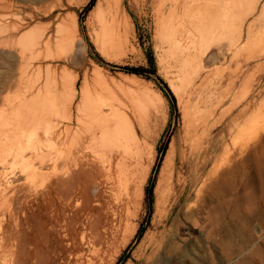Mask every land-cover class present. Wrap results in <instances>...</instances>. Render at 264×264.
<instances>
[{
    "label": "rangeland",
    "instance_id": "374dc122",
    "mask_svg": "<svg viewBox=\"0 0 264 264\" xmlns=\"http://www.w3.org/2000/svg\"><path fill=\"white\" fill-rule=\"evenodd\" d=\"M33 2L0 0V6L4 7H0V25L12 28L32 15L31 27H38V34H50L53 39L70 42V51L64 48L63 42L55 47L53 43L50 47L53 57L59 55L63 59L67 56V59L64 57L68 64L66 77L74 78L79 74L83 77L85 69L88 89L93 96L97 92L108 97L107 92H112V96L120 100L118 110L125 113L121 116L128 119L135 137L128 142L130 148L126 158L130 156L127 161L131 165L127 162L126 174L120 175L122 182L102 185L100 205L93 203L98 206L96 212L80 213L82 224L90 221L82 228L76 226L74 243L66 240L59 227L51 230L45 242L40 236L41 214L49 217L53 213L48 174L52 169L49 158L53 153L52 140L39 135L46 146H42L45 148L41 150L40 158L32 165L28 156L14 159L15 151L9 148L10 139H0V188L7 190L5 202L0 206V241L4 235L10 238L8 241L4 237L0 254H8L12 248L8 245L13 241V249L19 254L25 236H30L39 241L35 253L46 258L47 264H139L144 245H148L151 237L162 235L165 224L163 245L150 264H264V55L255 58L264 52V17L252 26L250 39L244 34L238 44L240 48L232 50V53L236 52L235 57L230 61L232 53H229L227 56L231 55L224 61L220 58L225 53L222 50L225 51L226 45L238 37L232 28L236 21L229 18L226 24L218 23L216 30L209 34L211 27H208L207 17L201 14L202 9L197 16L181 14L182 38L179 36L177 42L182 52L189 49L181 55L174 52L170 40L165 39L170 32L161 27L163 23L159 25L164 21H158V15L165 12L161 0ZM119 4L125 8L126 16L121 13L124 16L120 18L118 14L116 25L111 27L114 32L110 28L103 34L100 18L109 19L117 13ZM239 6V12L250 13L248 2ZM255 17L248 14V21ZM70 19L75 21L77 31L68 39L63 36L60 24L61 20L70 22ZM190 19L195 21L189 22ZM20 34L13 36L17 38L16 42ZM213 34H216L215 40ZM5 35L4 38L9 37ZM61 51L64 54H59ZM215 53L217 58L213 56ZM243 61L249 62L246 84L241 86L238 81L235 87L229 86L230 78L237 74ZM59 63L54 61L52 65ZM95 77L100 80L92 79ZM260 77V85L252 90ZM249 100L251 107L239 117L238 111ZM59 105L58 102L56 107H60L62 113ZM209 137L218 146L219 157L193 186L191 167ZM43 154H49L48 158ZM239 154L245 155L242 170L233 172L234 176L227 181L228 174H218L217 179L212 174L210 180L203 183L212 165L224 170L225 166H232L234 160H238ZM181 157L184 166L178 176L175 167ZM43 158L46 165L40 167L39 161ZM25 170L29 172L24 173ZM200 170L198 174H202L203 168ZM27 174L31 175L28 177ZM34 184L39 186L35 185V188ZM94 192L91 190V194ZM41 193L46 197L40 205L42 198L36 200L35 197ZM173 251L176 256L171 254ZM5 255H1L0 262Z\"/></svg>",
    "mask_w": 264,
    "mask_h": 264
},
{
    "label": "bare ground",
    "instance_id": "6f19581e",
    "mask_svg": "<svg viewBox=\"0 0 264 264\" xmlns=\"http://www.w3.org/2000/svg\"><path fill=\"white\" fill-rule=\"evenodd\" d=\"M121 1L123 0H120V3H122ZM151 1L154 2L155 0H151ZM261 1L262 0H161L160 3L164 4L161 5L162 10L165 12L164 13L161 12L162 14L158 15L159 16L158 21L159 20L164 21L161 22L159 25H162L163 23L161 27L167 30L168 33L170 32V34L166 36L165 39L170 40L169 43L171 48H173V51L180 52L182 55L183 52L189 50L188 49L182 52V47H180L177 42L179 36L180 38H182V31H180V29L182 28L181 14H183L184 12L185 15L187 16L188 15L193 16V14L198 15L200 10L202 9L203 11H201L202 12L201 14L207 17V19L206 18L205 19L208 20L210 24V26L208 27H211L209 34H212L216 30L217 27L216 24L218 23L226 24L227 23L226 21L229 18L230 20L231 19L235 20L236 21L234 22L235 25H233L232 28L237 33L238 37L236 38L237 40L234 39L235 42L230 43V45L228 43L229 46L226 45L228 48L225 49V51L222 50L225 53L222 52L223 55L220 58L221 60L223 59L225 61L227 60V57L231 55L230 54L229 56H227L229 53H232V50H235V48L237 49V47L240 48L238 44L243 38V35L246 34V38L248 39L252 35V28H253L252 26H254L257 21L261 20L264 17V2L261 3ZM29 2L34 3L33 0H28V3ZM243 2H248L250 5V13H247V15L245 13L243 14L242 12H239L240 10H238L237 8ZM116 4H118V2ZM32 5L34 4H30L31 7ZM117 6H116V8H118L117 13H114L111 17H108L109 19L105 20L104 17L100 18L101 19L100 27L103 29L102 32L103 34L106 32L105 29H110L111 27H114L116 25V21L117 19H119L118 14L120 18H122L124 15L126 16L125 8H123L121 4ZM0 7H3V5ZM121 13H124V15ZM248 14H250L251 16L256 15V17L254 18V20L248 21ZM200 18H202V16ZM200 18L198 17L199 22L201 21L202 23V20L204 18H202V20ZM33 19L34 18L31 15L29 16L28 20H25L24 22H22V24L20 25L17 24L18 26L13 25L12 28H10L8 25V27L11 30L9 28L6 29L2 25H0V39L3 38L2 40H0V139L1 140L10 139L11 147L9 148L12 149V152L15 151L14 152L15 156L13 155L14 159L15 158L21 159L24 158L25 156H28V158L30 159L29 161H33L32 165H34L35 160L37 161V159L40 158L42 153L41 150L45 148V147L43 148L42 146L43 145L46 146L44 143L41 142L42 140L39 137V135L40 136L42 135L43 137L47 136L46 139L49 138L50 140H52V143L50 144L52 146L53 153H51V156L49 157L52 169H50L51 172L48 173L50 175V180H49L50 183L48 181L49 179L48 177H47L48 182L47 181L46 182L49 183L50 185L49 190L51 195V208L53 213L49 217H45L46 214L43 213L41 214L42 222L40 223V225H38L40 229V236L41 238L44 239L45 242L47 240L46 237L49 235L51 230L53 228L59 227L62 230L66 240H69L70 242L73 241L74 243L75 242L74 234L75 232H77L76 226L79 225L82 228L85 224L87 223L89 224L90 221V220L86 221L85 224H82V221L79 218L80 213L84 212L86 214H89V212L91 211L96 212V209L100 205V201L102 199V193H101L102 185L108 183L115 184L116 182L117 184H119V182L121 181L122 176L120 175L122 174V172L126 171L128 166L127 162L129 161V160L127 161V159L130 157L129 156L128 158H126L130 148L128 142H131L135 136L133 134L134 131L132 129V126L128 123V119L122 117L125 116V113L123 112L124 113L123 115V113L119 112L120 110H118L117 104L119 103L120 100L116 99L114 95L112 96V92L111 93L110 91L107 92L108 97L100 96L98 95L99 93L97 92H95L96 96H93L92 93H90L89 90L90 88L88 89L89 85L87 84L88 80H86L85 69H84V73L82 72L83 77L80 74L79 75L76 74L77 76L74 78L68 79L66 77L65 73L67 72L68 64L65 58L67 59V56L65 55L66 57L64 56L65 58L63 57V59L59 58V55L53 57L52 55L53 53L51 52L52 49L50 47L52 46L53 43H54V47L55 45L59 46L64 43L63 44L64 48L67 49V51H70L72 45H69L70 42L69 43L66 42V39H64L62 43L61 41H59V39L57 40V38L53 39V35L49 34L46 36L45 34H41V35L38 34V32H36L37 31L36 28L38 27H31V23ZM67 20L66 21L61 20V24L60 23L59 24L60 26H62L61 28H63L64 31L63 36L69 39V37L73 38L77 30H76L75 21L70 19V22H68ZM193 21H195V19H193L192 21L190 19L189 22H193ZM194 23H198V22H194ZM111 29L114 32V29L113 28ZM164 29L162 30L164 31ZM206 29L209 30L208 28ZM112 30L109 32L111 33ZM207 30H205V32ZM19 32H21L22 34H20L21 36L19 35L20 38L19 36H17L19 39L16 42L15 39L17 38L14 39L13 36L15 35L16 37V35ZM207 33L208 32H206L205 34ZM5 34H8L9 37L6 38L7 36ZM215 35L216 34H213L214 40L216 39ZM4 36H6L5 38L7 40H5ZM210 43H212V41ZM243 43L244 42H242V44ZM60 49L61 47L59 48V50ZM183 50H185V48ZM62 51L64 52V49ZM62 51L59 52V54H62L63 53ZM238 51L237 53H239ZM55 52H57V50H55ZM186 53H184L186 56L183 55L185 56V58H187ZM55 54L57 55L58 53ZM240 54H237L238 57ZM235 55L236 52L232 53L231 55L232 57L230 58V61L235 57ZM262 55H264V52L255 58H259ZM189 56L190 55H188V57ZM213 56L214 58L218 57L217 53H215V55ZM248 58L250 59L253 57H248ZM54 61H58L60 63L56 65H52ZM44 62H47V64L44 65L43 64ZM248 64L249 62L245 61L244 64L242 63V65L240 66L238 65L239 70L238 68L235 69V71L238 70V72L234 77H232V79L230 78L231 81L229 86L235 87L238 81H240L241 86L246 84L249 78V75L246 74L247 72L246 69H248L247 68ZM92 79H98V78L95 77ZM261 79L262 77L256 80V83L254 84L255 86L252 85L254 86L252 87L253 88L252 90H254L256 87L260 85ZM80 80H82L81 85H79ZM91 85L92 84L90 83V86ZM107 89L105 91H107ZM109 94L111 95L109 96ZM58 102L61 104L59 106H61L62 113L59 112L60 107L59 108L56 107ZM251 103H252L251 100L247 101L246 104L243 106V108L238 111L239 117L245 114V112L251 107ZM187 114L188 113H186V115ZM2 119L4 121H2ZM27 131H29L30 134H33L34 138L28 136ZM49 139L47 141H49ZM211 140L210 137L207 138L204 145L201 146V151L197 154L198 155L196 156L197 161H195L193 167H191L192 164L191 166L188 165L189 167L192 168L191 170L193 172V178L190 179V181L193 182V186H196L195 184H197L198 183L197 181L201 179V175L204 174L206 168L210 164H212L213 162L215 163L218 160L217 158L219 157L217 154L218 146L215 145L214 142ZM47 141L44 142L48 143ZM13 147L17 150H15ZM44 155L45 157H47L49 154L48 155L43 154L42 156ZM239 155L240 156L238 160H234L232 166H225L224 170H219L216 167V164L212 165V167L208 171V175L206 176L205 179H203V183L205 181L210 180L211 178L210 176L212 174L213 176H215L216 179L218 178V174L219 175L221 174L222 176L228 174V178H226V181L227 179L229 180L231 177H233L235 171L237 172V170L239 169L242 170V168H244L245 155L244 156L243 154H239ZM44 161H45L44 158L43 161L42 160L39 161L40 167L46 165ZM199 162L200 165L198 164ZM183 166H184V159L181 157L179 165L175 167L176 174L181 172ZM200 167L203 168L202 174H198V172L201 171ZM130 168L132 167L130 166ZM27 172L29 171L28 170L24 171V173ZM35 176L36 174L34 175V177ZM28 184L31 185L30 183ZM35 185L37 186L38 184H34V187L36 188ZM41 185L42 184H40V187ZM182 188L184 189V187ZM44 189L47 190V188ZM37 190L38 188L35 191ZM91 190H94L95 192L91 194ZM6 191L5 189L0 188V206L3 202H5V198H6L5 194H7ZM38 195L39 196L36 195L35 199L38 200V198L40 199L42 198L40 203L41 205L45 200L44 198L46 197V194L41 193ZM17 200L18 198H16V201ZM175 200L177 199L175 198ZM93 203L96 205L98 204V206L95 207ZM41 210H44V207L43 208L41 207ZM3 214L5 215V212ZM11 215H14V213H12ZM169 215H167V217H164L166 218V221ZM17 221H13V222L18 223ZM35 226H37V224ZM163 227H164L163 230L166 231L165 224H163ZM36 230H38V228ZM163 230L161 231L162 235L157 237H151L148 245L147 244L146 246L144 245L143 253L141 254V261L139 264H150L155 261V258L157 257L156 255H158V251L159 249H161L163 245V236H164L163 234L165 233V232L163 233ZM4 237H6L8 241L10 239L8 238V235H4L0 241L1 248L3 243H5ZM13 242L15 243V241ZM13 242H10L8 245V246H12V248L11 247L9 248L8 254L6 255L4 253L0 254V258L1 255L6 256V258H3L1 260L0 264H47L46 258L45 260L42 257H40L38 253H35V248H37L36 246L39 241L34 239V237L25 236L24 241L22 242L21 249L18 252L19 254H17V251L15 252V250L13 249L14 248ZM168 249L165 250H167L169 253ZM173 253L174 251L171 254Z\"/></svg>",
    "mask_w": 264,
    "mask_h": 264
},
{
    "label": "trees",
    "instance_id": "16d2710c",
    "mask_svg": "<svg viewBox=\"0 0 264 264\" xmlns=\"http://www.w3.org/2000/svg\"><path fill=\"white\" fill-rule=\"evenodd\" d=\"M146 193H147V192H146ZM140 232H141V229L138 230V233H140Z\"/></svg>",
    "mask_w": 264,
    "mask_h": 264
}]
</instances>
